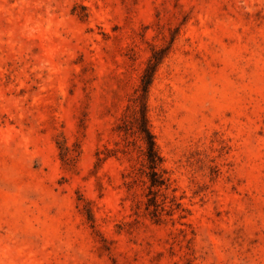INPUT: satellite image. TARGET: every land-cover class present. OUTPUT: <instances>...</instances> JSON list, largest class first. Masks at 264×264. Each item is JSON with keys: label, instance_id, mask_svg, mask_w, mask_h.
<instances>
[{"label": "rangeland", "instance_id": "1", "mask_svg": "<svg viewBox=\"0 0 264 264\" xmlns=\"http://www.w3.org/2000/svg\"><path fill=\"white\" fill-rule=\"evenodd\" d=\"M0 264H264V0H0Z\"/></svg>", "mask_w": 264, "mask_h": 264}, {"label": "trees", "instance_id": "2", "mask_svg": "<svg viewBox=\"0 0 264 264\" xmlns=\"http://www.w3.org/2000/svg\"><path fill=\"white\" fill-rule=\"evenodd\" d=\"M158 60L151 59L147 68L142 74L141 84L137 91V94L133 97V104L130 106V110L133 113L132 119L124 118L122 123L118 126L125 133L132 128V133H137L143 142V155L147 167V174L150 178V186H159L163 184V179L158 171V167L161 163V156L157 151V146L154 140V136L149 129L146 117V93L148 86L151 82L152 74L155 65ZM131 132V131H129Z\"/></svg>", "mask_w": 264, "mask_h": 264}]
</instances>
